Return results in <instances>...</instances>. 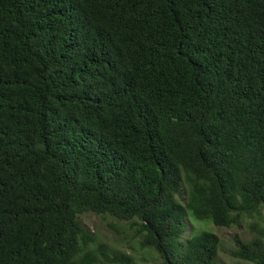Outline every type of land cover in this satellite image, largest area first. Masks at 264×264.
<instances>
[{"label": "trees", "instance_id": "obj_1", "mask_svg": "<svg viewBox=\"0 0 264 264\" xmlns=\"http://www.w3.org/2000/svg\"><path fill=\"white\" fill-rule=\"evenodd\" d=\"M264 208V0H0V264H220ZM119 232L115 226H111ZM234 258L264 264V228Z\"/></svg>", "mask_w": 264, "mask_h": 264}, {"label": "rangeland", "instance_id": "obj_2", "mask_svg": "<svg viewBox=\"0 0 264 264\" xmlns=\"http://www.w3.org/2000/svg\"><path fill=\"white\" fill-rule=\"evenodd\" d=\"M79 219L83 227L95 238L96 248L100 244H105L111 251H121L133 255L137 264H162L157 253L141 249L129 223L94 213L81 215ZM255 223L264 228V208L251 218L245 217L241 227L234 225L230 228H219L211 221H198L190 214V218L187 219L185 238L204 231L215 233L220 239L218 255L220 264H251L234 258L232 253L236 250L235 237L250 240L254 236L252 227ZM111 226H115L119 232H116Z\"/></svg>", "mask_w": 264, "mask_h": 264}]
</instances>
